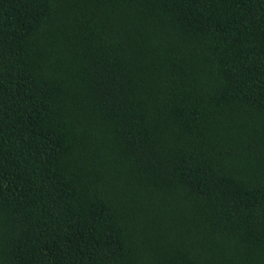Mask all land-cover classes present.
<instances>
[{"label":"trees","instance_id":"obj_1","mask_svg":"<svg viewBox=\"0 0 264 264\" xmlns=\"http://www.w3.org/2000/svg\"><path fill=\"white\" fill-rule=\"evenodd\" d=\"M0 264H264V0H0Z\"/></svg>","mask_w":264,"mask_h":264}]
</instances>
